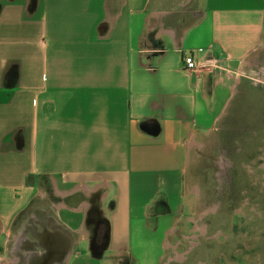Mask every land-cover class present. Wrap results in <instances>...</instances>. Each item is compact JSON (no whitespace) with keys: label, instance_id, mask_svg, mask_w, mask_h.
I'll list each match as a JSON object with an SVG mask.
<instances>
[{"label":"crops","instance_id":"obj_1","mask_svg":"<svg viewBox=\"0 0 264 264\" xmlns=\"http://www.w3.org/2000/svg\"><path fill=\"white\" fill-rule=\"evenodd\" d=\"M171 2L0 0L6 241L20 214L45 234L52 212L68 235L61 264H162L170 233L193 208L192 149L264 46V0H204L185 28L168 20ZM187 54L194 71L183 66ZM102 221L108 236L97 246Z\"/></svg>","mask_w":264,"mask_h":264},{"label":"rangeland","instance_id":"obj_2","mask_svg":"<svg viewBox=\"0 0 264 264\" xmlns=\"http://www.w3.org/2000/svg\"><path fill=\"white\" fill-rule=\"evenodd\" d=\"M203 1L173 0L168 20L188 27L199 17ZM237 88L217 127L199 149H192L196 155L188 170L186 201L193 208L170 233L162 264H264V46L244 63ZM49 198L46 208L54 195ZM27 213L19 215L8 241L0 227V264H18L28 253L22 242L29 238L33 250L44 251L39 237L20 232ZM46 215L47 230L58 228L68 237L53 213ZM70 216L77 224L79 215ZM103 261L107 264L106 257Z\"/></svg>","mask_w":264,"mask_h":264},{"label":"flooded vegetation","instance_id":"obj_3","mask_svg":"<svg viewBox=\"0 0 264 264\" xmlns=\"http://www.w3.org/2000/svg\"><path fill=\"white\" fill-rule=\"evenodd\" d=\"M34 236L40 238V242L46 244L47 249L44 250L41 254H38L37 251L33 250V245L31 243V238L29 241L22 242V245L27 248L28 253L26 255H21L18 264H61L65 259L66 250H64L65 242H67V236L61 233L58 228L53 231L50 228H46V233L41 234L38 231L37 226L34 224L22 225L20 232L28 231ZM103 232V233H102ZM105 232V226L102 227L95 235L101 238ZM102 233V234H101ZM97 244V243H96Z\"/></svg>","mask_w":264,"mask_h":264},{"label":"built area","instance_id":"obj_4","mask_svg":"<svg viewBox=\"0 0 264 264\" xmlns=\"http://www.w3.org/2000/svg\"><path fill=\"white\" fill-rule=\"evenodd\" d=\"M183 66L186 70L194 71L198 66V63L196 62L193 55L187 54L184 58Z\"/></svg>","mask_w":264,"mask_h":264},{"label":"trees","instance_id":"obj_5","mask_svg":"<svg viewBox=\"0 0 264 264\" xmlns=\"http://www.w3.org/2000/svg\"><path fill=\"white\" fill-rule=\"evenodd\" d=\"M105 226V232H104V234L101 236V238H99L98 236H96L95 237V243H97V244H102L103 245V243H105V239L107 238V236H108V229H109V223H108V221H102L101 222V224L99 225V230L102 228V227H104ZM99 239H101V240H99Z\"/></svg>","mask_w":264,"mask_h":264},{"label":"bare ground","instance_id":"obj_6","mask_svg":"<svg viewBox=\"0 0 264 264\" xmlns=\"http://www.w3.org/2000/svg\"><path fill=\"white\" fill-rule=\"evenodd\" d=\"M222 167H223V169H224V168H226V165L223 164ZM221 181H222V179H221ZM215 207H217V205H216V206H212V208H215ZM212 208H209V209H207V210L209 211V210L212 209ZM167 245H168V246L170 245L169 241H168Z\"/></svg>","mask_w":264,"mask_h":264},{"label":"water","instance_id":"obj_7","mask_svg":"<svg viewBox=\"0 0 264 264\" xmlns=\"http://www.w3.org/2000/svg\"><path fill=\"white\" fill-rule=\"evenodd\" d=\"M103 244H104V243H103ZM100 245H102V244H100ZM100 245H99V246H100Z\"/></svg>","mask_w":264,"mask_h":264}]
</instances>
